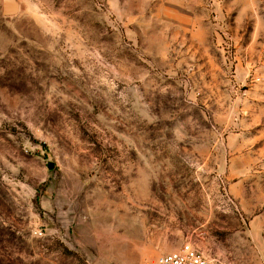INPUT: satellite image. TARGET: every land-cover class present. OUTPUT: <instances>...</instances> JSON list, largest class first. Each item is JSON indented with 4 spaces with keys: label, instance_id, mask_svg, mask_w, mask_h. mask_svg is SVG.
Returning a JSON list of instances; mask_svg holds the SVG:
<instances>
[{
    "label": "rangeland",
    "instance_id": "rangeland-1",
    "mask_svg": "<svg viewBox=\"0 0 264 264\" xmlns=\"http://www.w3.org/2000/svg\"><path fill=\"white\" fill-rule=\"evenodd\" d=\"M187 243L264 264V0H0V264Z\"/></svg>",
    "mask_w": 264,
    "mask_h": 264
},
{
    "label": "built area",
    "instance_id": "built-area-1",
    "mask_svg": "<svg viewBox=\"0 0 264 264\" xmlns=\"http://www.w3.org/2000/svg\"><path fill=\"white\" fill-rule=\"evenodd\" d=\"M144 264H215V262L187 243L174 252L163 254Z\"/></svg>",
    "mask_w": 264,
    "mask_h": 264
},
{
    "label": "water",
    "instance_id": "water-1",
    "mask_svg": "<svg viewBox=\"0 0 264 264\" xmlns=\"http://www.w3.org/2000/svg\"><path fill=\"white\" fill-rule=\"evenodd\" d=\"M16 12V5L14 3H9L5 8L6 14H14ZM51 168H53V165H50Z\"/></svg>",
    "mask_w": 264,
    "mask_h": 264
}]
</instances>
